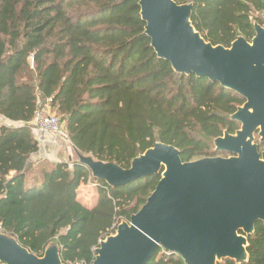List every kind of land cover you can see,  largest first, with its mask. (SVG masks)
<instances>
[{"label":"trees","instance_id":"16d2710c","mask_svg":"<svg viewBox=\"0 0 264 264\" xmlns=\"http://www.w3.org/2000/svg\"><path fill=\"white\" fill-rule=\"evenodd\" d=\"M173 1L192 5L194 29L213 46L250 40L253 25H263L264 0ZM137 3L0 0V118L10 124L0 125V232L36 256L55 244L63 264H91L99 242L141 209L160 179L110 188L79 164L32 161L40 146L30 123L41 105L78 151L123 169L156 143L176 148L183 163L229 157L213 141L238 129L230 116L244 100L158 59ZM89 182L98 194L91 209L76 195ZM247 254L243 264H264V223L255 224ZM148 264L184 262L158 248Z\"/></svg>","mask_w":264,"mask_h":264},{"label":"water","instance_id":"95a60500","mask_svg":"<svg viewBox=\"0 0 264 264\" xmlns=\"http://www.w3.org/2000/svg\"><path fill=\"white\" fill-rule=\"evenodd\" d=\"M144 34L156 57L174 73L217 83L244 103L230 120L240 125L213 141L227 158L183 163L179 151L156 143L128 169L95 160L72 144L73 163L110 188L159 175L153 192L129 221L100 241L91 264H148L158 248L184 264L247 262L248 238L264 223V12L250 40L229 47L206 42L191 23L192 5L173 0H138ZM256 135V137H255ZM0 264H63L59 248L48 245L39 257L0 233Z\"/></svg>","mask_w":264,"mask_h":264},{"label":"rangeland","instance_id":"374dc122","mask_svg":"<svg viewBox=\"0 0 264 264\" xmlns=\"http://www.w3.org/2000/svg\"><path fill=\"white\" fill-rule=\"evenodd\" d=\"M257 15L258 17L262 16V14L261 15L257 14ZM253 17H256V15L255 14L252 15V19ZM40 110L47 114L54 115V112L52 111V109H50L48 104L41 105ZM239 127L240 125L238 126V129ZM41 142L43 144L38 142L40 146L39 152L33 156L32 161H36L39 159H45L49 163H56L58 161L65 162L68 164L73 163V159H74L73 153L70 149V142L67 139V137L53 138L49 136V137H46ZM76 195H77V200L80 204H82L88 209H91L94 207L97 201V198H98L97 186L96 184H92L90 182L85 185H80L77 189Z\"/></svg>","mask_w":264,"mask_h":264},{"label":"built area","instance_id":"2783aa9c","mask_svg":"<svg viewBox=\"0 0 264 264\" xmlns=\"http://www.w3.org/2000/svg\"><path fill=\"white\" fill-rule=\"evenodd\" d=\"M41 107L37 110L30 123V131L34 139L42 143L46 137L60 138L66 137L59 119L55 115L42 112ZM0 125H10L0 118Z\"/></svg>","mask_w":264,"mask_h":264},{"label":"flooded vegetation","instance_id":"af4514ba","mask_svg":"<svg viewBox=\"0 0 264 264\" xmlns=\"http://www.w3.org/2000/svg\"><path fill=\"white\" fill-rule=\"evenodd\" d=\"M242 105H243V104H242ZM255 137H256V135H255ZM256 139H257V138H256ZM256 143L258 144V152H259V153H264V151H261V150H260V147H262V145H264V144H259V143H258V139L256 140Z\"/></svg>","mask_w":264,"mask_h":264},{"label":"crops","instance_id":"0c3cea01","mask_svg":"<svg viewBox=\"0 0 264 264\" xmlns=\"http://www.w3.org/2000/svg\"><path fill=\"white\" fill-rule=\"evenodd\" d=\"M43 144V143H42Z\"/></svg>","mask_w":264,"mask_h":264}]
</instances>
